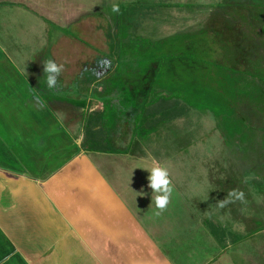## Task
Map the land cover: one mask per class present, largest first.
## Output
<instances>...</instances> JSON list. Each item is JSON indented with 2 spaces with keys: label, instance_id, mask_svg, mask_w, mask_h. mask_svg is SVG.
<instances>
[{
  "label": "rangeland",
  "instance_id": "374dc122",
  "mask_svg": "<svg viewBox=\"0 0 264 264\" xmlns=\"http://www.w3.org/2000/svg\"><path fill=\"white\" fill-rule=\"evenodd\" d=\"M7 3L11 7L3 22L0 15V168L5 176L14 178L13 186L23 184V178L37 180L39 171L49 170L54 152L67 151L59 142L51 154L52 149L40 152L43 149L36 145L49 136L52 145L57 138L51 122L55 120L66 129L74 149H78L81 133L79 127L72 128V121L82 123L89 97L102 98V102L113 97L116 105L103 113L105 126H114L119 120L122 128L121 124L132 121L130 151L145 150L153 162L167 167L171 174L175 190L167 210L172 224L162 221L166 230L154 232L156 238L170 242L178 231L182 237L199 241L209 251L202 253L201 264H264V190L257 187L261 182L250 170L251 162H242L240 153L228 147V119L233 118L228 108L232 105L228 67L235 64L228 62V57L236 58L234 54L242 50L247 53L246 44H254L259 37L264 42L259 30L264 22V0H0V7ZM113 4L119 6V13L112 12ZM256 18L259 23L253 27L252 19ZM151 55L163 58L158 60L161 64L156 62V70ZM46 58L65 64L58 91L44 86L41 62ZM79 73L82 79H77ZM151 79L154 90L150 96L157 91L155 86H163L169 94L181 91L182 95L184 89L192 92V88L182 86L189 80L196 81L197 91L184 97L189 109L182 107L173 113L169 109L181 105L161 103L160 118L168 117L166 122L141 132L135 129L139 119L128 112L131 106L134 113L139 108ZM121 87L126 88L125 93L113 95L112 91ZM98 89L108 95H95ZM38 122L42 126L37 135L34 125ZM129 133L119 138L124 140ZM123 143L117 145L123 147ZM108 163L104 169L111 183L115 164ZM143 172L138 173L140 177ZM26 188L31 186L22 192L13 191L15 207L5 208L7 215L0 217L2 221L15 217L7 224L13 226L14 236L2 235L0 221V264H29L28 258L34 262L30 251L43 244L40 238L34 243L33 234H40V226L48 229L47 223L38 226L34 221L48 222L49 202L41 190ZM232 190L244 194L243 202L236 199L220 208L217 201ZM148 191L149 195L143 196H137L141 191L132 193L139 202L143 198V202L152 203L149 187ZM153 204L151 210L145 209L155 219ZM206 217L226 222L218 225V221H210L215 228L225 227V239L224 233L216 231L220 235L212 241L213 228L196 230Z\"/></svg>",
  "mask_w": 264,
  "mask_h": 264
},
{
  "label": "crops",
  "instance_id": "0c3cea01",
  "mask_svg": "<svg viewBox=\"0 0 264 264\" xmlns=\"http://www.w3.org/2000/svg\"><path fill=\"white\" fill-rule=\"evenodd\" d=\"M8 6L9 3L0 7L2 22L6 19L4 16H6L7 9H9ZM19 14L23 13L19 11ZM17 38H19V36H17ZM2 61L3 60L0 59V63ZM76 76L77 79H82L80 73L76 74ZM60 79L63 80L61 76ZM125 89L126 88L121 87L120 89L112 91V93L113 95H115V93H125ZM81 90H83V88H81ZM92 91L93 90H89L88 93ZM98 91L99 93H104L102 90L98 89ZM134 91H137V89ZM87 101L88 102H85L83 107L86 115L82 118V123L76 124V121L71 120L75 122L72 128L79 127L81 133L79 144L77 142L79 152L78 149H74L76 147L73 146V140H70L72 137L69 136V132L63 129L61 125H57L58 122L54 120L50 124H52V127L55 126L54 134L57 135V138L52 141V145L50 144L51 136L47 137L46 141H36V145H38L40 150L43 149L40 152H45L46 150V152L49 153V149H52L50 151L51 154L57 151L54 150V148L58 149L59 142L60 146L62 145L67 151L64 152L62 149H59V151L54 152L55 155L50 157L53 158V161L50 163L48 171H39V174H37L39 178L35 176L37 180L33 178V180L30 181L23 178V184H20V186H13L14 182H16L13 181L14 178H9L7 175L5 176L3 173L4 170L0 168L2 171H0L2 173H0V192L1 190L4 192V194L1 192L0 217L1 215H4V217L7 215L4 210L5 208L9 210L11 205L13 208L15 207L16 200L12 197L15 195L13 191L18 190L22 192L26 186H31V188H26L28 191L41 190L43 193L42 196L49 202V206H47L50 212L48 222H39V218V221H34V224H39L38 226L47 223L48 229H46V227L44 229L40 226V234L37 235V231H35V235L33 234L34 243L40 238L43 244L39 245L36 250L30 251V253L34 255L32 260H34L35 263L32 261L30 262L29 258L26 260L27 263L201 264L202 253L205 255L209 252L208 249H206L207 247L203 245L200 246L199 241L192 238L187 239L182 237L183 235L181 236L178 234V231L175 235L173 234V238L175 237L173 241L164 242L161 238L157 239L154 232L166 230V227H164L166 225L163 226L161 223L166 222L172 224V222H170L168 210L164 211L160 216H157L159 219L157 217L153 219L145 209V207H149L151 210V202L147 200L150 203L147 201L145 203L143 202V198H141V202H139L137 197L132 193V190L138 192L143 191L145 194L147 193V195H149L148 183L145 179V177H148L147 172L145 169L137 167H150L155 163L149 158L145 150L130 151V145L134 137L132 121L129 122V124L131 123V128H129L130 125L127 123L121 124L124 129L120 128L119 120L116 121L114 126H106L109 129L108 144L109 146H111L110 144L113 145V147H111L112 149L108 146L103 147V145L101 146L102 150L80 149L79 146L83 138V126L89 114L92 116L95 112V121L105 126L101 113H104L106 108L115 106V102H117L113 98L111 105H105L104 102H102V98L95 99L94 97H89ZM135 106L138 107V105ZM139 108L135 109L136 111L134 113L131 106L128 115L131 114L134 119L135 116H138L137 113ZM148 115L149 114H147V117H149ZM72 119L75 120L74 118ZM164 122L166 121L162 123ZM34 126H36L37 129L36 134L37 132L39 133V130H41L39 127L42 126L41 122H38ZM72 128L68 129L72 130ZM125 132L130 133L126 139L122 140L123 138L119 137ZM101 133L103 135V131ZM40 136H42V134ZM118 142L119 144L120 142H124L123 147L117 145ZM121 150H126V153H122ZM108 161L114 162L115 164L112 171L113 182L111 183L106 180L107 171L104 169V167L106 168V166L110 164ZM105 163L107 164L104 165ZM140 171H144V176L140 177L141 174H138ZM2 175L4 179H2ZM5 182L9 184L6 185L4 184ZM6 191L8 194H5ZM20 213L22 217L21 210ZM14 218L15 217H11L7 219L6 217L3 218L4 221L0 218L2 222V235L5 234V237H8L9 234L14 236V232H12L13 230L11 229L13 226H10V224L7 225L9 222H13ZM156 219L160 221L155 223L154 220ZM215 220L218 221L215 218L206 217V219L198 222L196 230L200 232V230H202L201 228L205 230H207V228H213V232L210 234L213 236L210 237L212 241L216 242L217 234L224 233L225 239L227 232L225 227L215 228L211 226L210 221ZM219 223L221 222L218 221V225ZM224 223L222 222L221 224L224 225ZM12 224L14 225V223ZM170 226L172 225H169L168 228ZM173 229H175L174 226H172L171 230ZM216 231L219 233H216ZM214 233L216 234L214 235ZM46 241H48L47 245H45ZM194 242H196V244ZM225 243L226 242H224V245H226ZM193 247L196 249H193Z\"/></svg>",
  "mask_w": 264,
  "mask_h": 264
},
{
  "label": "trees",
  "instance_id": "16d2710c",
  "mask_svg": "<svg viewBox=\"0 0 264 264\" xmlns=\"http://www.w3.org/2000/svg\"><path fill=\"white\" fill-rule=\"evenodd\" d=\"M225 19L224 22H226ZM253 19V27L258 26V18L254 21ZM262 23L264 22L260 23L259 30L261 34H264V24ZM261 38L262 37H259V42L254 41L255 43L251 44L252 41H250L246 44L248 45L247 53H245V50H242L240 52L241 54H234L236 58H231L232 56L230 58L228 57V62L235 63L232 67H228V99L232 104L230 105L231 107L228 106V108L231 109L233 117L232 120L228 119V147H234L236 151L233 148L231 149L234 150V152L240 153L242 162H251L250 170L260 179L261 182L260 186L257 187L264 190V54L261 55V50L264 52V42H261ZM260 42L261 45H259ZM178 47L181 48V44H179ZM151 56L152 57L150 58L153 60L152 64L156 70V62H162L163 58L157 59L153 55ZM172 60L171 64H173ZM159 64L161 63L159 62ZM155 70L153 71V75L156 72ZM189 81L182 82V86L188 89L192 88L191 91L194 93L197 91L196 81ZM153 87L154 81L152 80L148 92L138 109L139 117L137 116V119L139 120L135 125V129L137 128L141 130V132L154 129L160 122L165 121L168 118H160L162 115L161 112H163V103H167L170 107H172L169 105L170 103H177L178 106L181 105L179 108H170L169 110L172 112H177L178 109L182 110V107L185 110L191 108L184 97L187 95L192 96V92L186 93V89H184L182 95L181 91L178 94L173 91L169 94L164 90L165 88L163 86H155L157 91L155 93L153 92L152 96H150L149 92L154 90ZM198 89L200 88L198 87ZM105 93L106 92H97L95 95H108ZM194 95H196V92ZM97 98L99 99V97H95V99ZM112 102L113 97L104 101V104L111 105ZM156 107L158 108L155 109ZM102 114L103 112L101 113V117H103ZM147 114H149V117H147ZM156 114H159V116L157 115V118ZM95 116L96 114L94 112L92 116L89 114L85 120V125L83 126V138L79 146L80 149L102 150V145L103 147L108 146L111 148L108 144L109 129L102 124L100 125L98 121H95ZM225 128H227V126H225ZM102 131L103 135L101 133ZM240 155L238 154L237 156L240 158ZM251 158H254V160ZM256 231L261 230L258 229Z\"/></svg>",
  "mask_w": 264,
  "mask_h": 264
},
{
  "label": "clouds",
  "instance_id": "9594fccd",
  "mask_svg": "<svg viewBox=\"0 0 264 264\" xmlns=\"http://www.w3.org/2000/svg\"><path fill=\"white\" fill-rule=\"evenodd\" d=\"M112 12L119 13V6L112 5ZM42 70L44 73V86L49 91H58L61 87L59 78L65 71L64 63H57L51 58L42 60ZM137 168L148 170L150 175L148 179V187L152 190V203L155 205L154 215L160 216L167 210L168 205L171 203V199L174 193V185L171 179L170 171L167 167L154 163L152 166H140ZM137 193V192H136ZM143 196V191L137 193V196ZM239 199L243 202L244 194L238 190L230 191L226 197L222 200H218V206L220 208L225 207L229 203L235 202ZM151 203V204H152Z\"/></svg>",
  "mask_w": 264,
  "mask_h": 264
}]
</instances>
